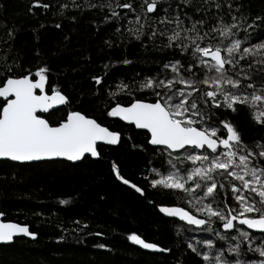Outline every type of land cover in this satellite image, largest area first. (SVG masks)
I'll return each instance as SVG.
<instances>
[{
  "label": "snow or ice",
  "instance_id": "6c2138e0",
  "mask_svg": "<svg viewBox=\"0 0 264 264\" xmlns=\"http://www.w3.org/2000/svg\"><path fill=\"white\" fill-rule=\"evenodd\" d=\"M165 2L141 0L139 12L131 0L87 5L106 8L110 15L105 22L120 20L117 9L128 10L126 30L134 40L143 44L146 36L157 51L172 53L157 62L155 75L140 80L133 76L109 90L106 115L150 134L147 143L155 149L144 179L164 200L175 198L171 204L162 200L156 207L183 222L178 229L182 235L185 231L211 234L187 242L203 264H264V136L247 142L236 121L246 113L251 123L264 130V40L248 39L264 26V15L250 17L242 0H178L175 10L171 3L164 7ZM33 5L50 7L40 0H33ZM56 7L63 15L80 4L71 0ZM160 11L163 14L157 17ZM14 35L10 30L9 36ZM49 71L42 66L34 76L31 71L13 74L9 66L0 74V158L75 162L85 154L99 157L98 141L112 145L120 141L119 132L81 111H68L66 118L55 123L38 114L69 103L58 88L47 93ZM110 74L91 79L103 86ZM111 168L123 184L146 194L145 188L121 174L116 162ZM21 234L33 239L38 235L27 224L0 221V242ZM127 239L144 249L169 251L135 231Z\"/></svg>",
  "mask_w": 264,
  "mask_h": 264
},
{
  "label": "trees",
  "instance_id": "16d2710c",
  "mask_svg": "<svg viewBox=\"0 0 264 264\" xmlns=\"http://www.w3.org/2000/svg\"><path fill=\"white\" fill-rule=\"evenodd\" d=\"M64 2L71 0H40L50 5L46 10L34 6L33 0H0V74L11 66L13 74L31 71L34 76L37 68L47 66V93L58 88L69 103L43 114L44 118L55 123L66 118L68 111H81L118 131L121 139L115 146L98 145L101 155L97 159L86 155L75 163L0 160V212L4 213L0 218L27 224L38 233L35 239L17 237L9 244H0V264H203L187 248V242L191 237L210 238L211 234L185 231L182 235L178 229L183 222L158 211L156 205L164 197L144 179L149 176V161L155 149L147 143L148 133L108 117L105 111L107 92L115 90L118 82L155 75L159 71L157 62L172 53L157 51L146 36L142 37L143 44L134 40L126 30L125 17H131L128 10L117 9L120 20L105 22V16L110 15L106 8L87 6H99L108 0H77L79 9L70 7L61 15L56 6ZM131 2L139 12L141 0ZM112 3L115 5L116 0ZM168 3L175 10L178 0H166L164 7ZM242 3L250 17L264 15V0ZM162 14L160 11L156 16ZM225 19L230 21L227 15ZM57 24L61 27L56 28ZM10 30L14 37L9 36ZM248 39L264 40V26ZM106 41L114 46L109 47ZM160 43L157 38L156 44ZM124 60L132 63L124 64ZM105 64L110 68L105 69ZM106 72L111 74L103 86L91 79ZM236 121L247 142L264 136V130L251 123L246 113L237 116ZM113 162L126 179L145 188L146 194H138L119 182L111 168ZM173 199L164 202L171 204ZM60 200L67 203L60 204ZM133 231L169 251L139 248L127 239Z\"/></svg>",
  "mask_w": 264,
  "mask_h": 264
},
{
  "label": "water",
  "instance_id": "95a60500",
  "mask_svg": "<svg viewBox=\"0 0 264 264\" xmlns=\"http://www.w3.org/2000/svg\"><path fill=\"white\" fill-rule=\"evenodd\" d=\"M47 85V84H46ZM37 91V94H39V90H36ZM49 95H51V92L50 93H48ZM0 99H3V98H0ZM61 106H63V105H56V106H54L52 109H50L49 110V112L50 111H52V110H54V109H57V108H59V107H61ZM38 114H46V113H42V112H38ZM42 116V115H41ZM43 117V116H42ZM44 118V117H43ZM111 118H113V119H119V118H116V117H111ZM120 120V119H119ZM121 122H123V123H125V124H128V125H131V124H129V122H126V121H122L121 120ZM104 126V125H103ZM134 126V125H133ZM134 128H135V126H134ZM135 129H137V128H135ZM111 130V129H110ZM137 130H143V129H137ZM113 131V130H112ZM143 131H146L147 132V130H143ZM116 132H118V131H116ZM148 135H149V138H150V134L148 133ZM148 138V139H149ZM98 144H107L106 142H103V141H98L97 142V145ZM118 144V143H117ZM117 144H115V145H117ZM109 145H112V144H109ZM115 145H112V146H115ZM152 146V145H151ZM85 155H90V154H85ZM83 159V158H82ZM0 160H8V159H6V158H0ZM55 160H64L63 158H57V159H55ZM9 161H11V160H9ZM66 161V160H65ZM80 161V160H79ZM12 162H16V163H32V162H39V161H31V162H17V161H12ZM71 162H73V161H71ZM75 162H78V161H75ZM74 163V162H73ZM119 180V179H118ZM120 181V180H119ZM122 182V181H121ZM126 186H128L130 189H132L129 185H126ZM132 190H134V189H132ZM135 191V190H134ZM137 193V192H136ZM139 194V193H138ZM158 211H159V209H158ZM164 217H167V218H169L168 216H166L165 214H163V213H161ZM178 219V218H177ZM0 221H3L1 218H0ZM3 222H5V221H3ZM12 223H14V222H12ZM17 237H26V238H31V237H27V236H24V235H18V236H15L14 238H17ZM14 238H13V240H14ZM13 240L12 241H10V242H0V244H9V243H11V242H13ZM133 243V242H132ZM134 244V243H133ZM134 245H136V246H138V247H140L141 249H144V248H142L140 245H137V244H134ZM144 250H147V251H151V252H156V250H150V249H144Z\"/></svg>",
  "mask_w": 264,
  "mask_h": 264
},
{
  "label": "bare ground",
  "instance_id": "6f19581e",
  "mask_svg": "<svg viewBox=\"0 0 264 264\" xmlns=\"http://www.w3.org/2000/svg\"><path fill=\"white\" fill-rule=\"evenodd\" d=\"M55 110V109H54ZM53 111V110H52ZM51 112V111H50ZM49 113V112H48ZM47 114V113H46ZM40 115H43V114H40ZM119 120V119H118ZM119 121H121V120H119ZM134 127V126H133ZM98 145H107V146H112V145H109V144H98ZM97 145V146H98ZM86 156V155H85ZM88 156H90V155H88ZM91 157V156H90ZM92 159H97L98 157H91ZM82 160V159H81ZM80 160V161H81ZM11 162V161H10ZM75 163V162H74ZM31 164V163H30ZM118 180V179H117ZM119 181V180H118ZM119 182H121V181H119ZM128 187V186H127ZM170 218V217H169ZM175 219H177V218H175ZM178 220V219H177ZM5 222H12V221H5ZM14 223H16V222H14ZM140 248V247H139ZM144 250V249H143Z\"/></svg>",
  "mask_w": 264,
  "mask_h": 264
}]
</instances>
